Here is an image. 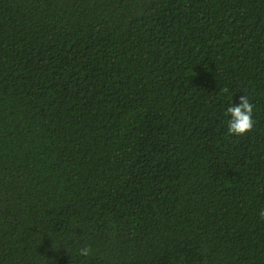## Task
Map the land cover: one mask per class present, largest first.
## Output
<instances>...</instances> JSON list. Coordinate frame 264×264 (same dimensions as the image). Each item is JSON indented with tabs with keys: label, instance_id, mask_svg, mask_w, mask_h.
Listing matches in <instances>:
<instances>
[{
	"label": "trees",
	"instance_id": "obj_1",
	"mask_svg": "<svg viewBox=\"0 0 264 264\" xmlns=\"http://www.w3.org/2000/svg\"><path fill=\"white\" fill-rule=\"evenodd\" d=\"M262 213L264 0H0V264H264Z\"/></svg>",
	"mask_w": 264,
	"mask_h": 264
},
{
	"label": "clouds",
	"instance_id": "obj_2",
	"mask_svg": "<svg viewBox=\"0 0 264 264\" xmlns=\"http://www.w3.org/2000/svg\"><path fill=\"white\" fill-rule=\"evenodd\" d=\"M227 116V134L230 136H244L249 132L254 125L253 112L254 105L249 101L245 95H240L238 103L233 101V98L226 108ZM264 215V213H262ZM90 248L83 247L79 249L78 254L80 256H88L90 254Z\"/></svg>",
	"mask_w": 264,
	"mask_h": 264
}]
</instances>
